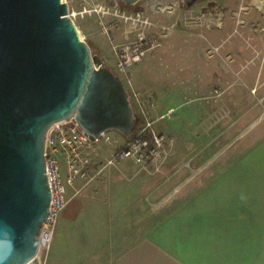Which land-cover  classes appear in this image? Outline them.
<instances>
[{"label":"rangeland","instance_id":"1","mask_svg":"<svg viewBox=\"0 0 264 264\" xmlns=\"http://www.w3.org/2000/svg\"><path fill=\"white\" fill-rule=\"evenodd\" d=\"M67 1L82 36L108 69L118 73V62L123 54L132 56L141 53V59L133 65L135 84L140 89H150L154 93V126L161 133L165 131L171 139V154L157 170L147 169L127 159L131 164L128 168L131 179L136 178L143 186L142 191H139L141 196L133 198L132 226L126 230V235L130 234L135 242L189 196L188 189H184L187 187L185 182L171 184L169 181L181 169L178 163L187 166L181 173L182 177H189L193 171L191 162L197 152L187 146L178 152L177 139L171 128L176 116L173 112L166 115L168 111L165 112V109L180 105L183 101L194 102V95L200 90L190 86L194 83L192 68L197 70L196 76H201V71L212 66L216 69L213 75L215 82V77L220 73L217 70L224 68L229 70V78H237L236 71L231 74L232 62L246 70L250 66L264 67V0H197L192 5H188L185 0H137L134 3L124 0ZM208 58H213L210 63L206 60ZM260 80L264 82V78ZM260 86L252 88L246 85L242 89L243 109L240 112L236 107L229 106L227 118L214 117L209 121L208 124L212 126L210 141L215 144L226 138L228 142L233 141L234 146L228 152L209 150L202 154L201 158L207 161L206 164L213 165L220 158H227V155L229 161L238 151H246L252 145L253 141L247 133L263 121L259 114L264 113V86ZM225 90L224 87L213 85L206 92L213 98H220ZM215 106L219 107V103H213ZM242 115L244 118H240ZM162 126H166V129ZM242 133L245 134L244 144L241 143L243 139L237 143ZM112 134L122 139L120 132L112 130ZM122 161L111 166H119ZM108 167L99 174L94 173L75 182V186L69 190L66 210L74 206V202L83 194L112 190L111 183L103 176L108 172ZM197 171L200 168L197 167ZM161 187L163 192L159 194L157 190ZM181 188L184 191L178 195L177 190ZM174 194H177L175 201ZM77 203L81 207H91L92 199H78ZM66 214V217L71 216ZM50 253L51 245H43L42 259L48 258ZM93 258L84 264H106Z\"/></svg>","mask_w":264,"mask_h":264},{"label":"crops","instance_id":"2","mask_svg":"<svg viewBox=\"0 0 264 264\" xmlns=\"http://www.w3.org/2000/svg\"><path fill=\"white\" fill-rule=\"evenodd\" d=\"M211 59L206 60L210 63ZM232 66L231 74L237 73L235 80L229 78V70L224 68L217 70L220 73L215 82L216 69L212 66L201 71V76H196L197 70L192 68L194 83L190 86L200 90L195 93L194 102L183 101L165 109V112L173 109L176 116L171 128L178 152L186 146L197 152L189 177H182L187 166L178 163L181 169L169 181L171 184L185 182L188 199L149 233L133 242L126 230L132 226L133 198L141 196L139 191L143 186L141 181L130 177L131 159L123 160L119 166H109L103 176L111 183L112 190L77 198H91V207H81L76 200L74 206L62 210L50 240L51 253L43 264H84L92 257L106 264H264V113L259 114L263 119L261 124L247 133L253 143L246 151H238L237 146L238 153L233 159L228 161L227 155L213 165L201 158L209 150L223 153L234 146V142L226 138L215 144L210 141L212 126L209 121L214 117L227 118L229 106L240 112L243 109L242 89L246 85L264 86L260 80L264 78V67L250 66L246 70L234 62ZM131 71L133 74V67ZM213 85L226 89L220 98H213L206 92ZM216 102L219 107H213ZM244 137L242 133L237 143L243 139L241 143L244 144ZM162 187L157 190L159 194L163 192ZM182 189L177 190L178 195L184 191ZM177 194L173 195L174 201ZM66 212L71 216L66 217Z\"/></svg>","mask_w":264,"mask_h":264},{"label":"water","instance_id":"3","mask_svg":"<svg viewBox=\"0 0 264 264\" xmlns=\"http://www.w3.org/2000/svg\"><path fill=\"white\" fill-rule=\"evenodd\" d=\"M70 10L67 0H0V264H43L49 127L73 119L95 140L106 130L130 136L137 125L124 80Z\"/></svg>","mask_w":264,"mask_h":264},{"label":"built area","instance_id":"4","mask_svg":"<svg viewBox=\"0 0 264 264\" xmlns=\"http://www.w3.org/2000/svg\"><path fill=\"white\" fill-rule=\"evenodd\" d=\"M70 14L73 17L71 10ZM140 59L139 52L132 56L123 54L115 73L124 80L137 116V125L130 136L122 134V141L112 130H106L93 140L73 119L57 121L48 129L45 156L52 196L43 230L50 235L49 244L60 214L69 202V190L78 179L99 174L126 159L157 170L171 154L170 137L154 126L155 95L150 89L138 88L133 78L132 67ZM171 112L173 109L166 115Z\"/></svg>","mask_w":264,"mask_h":264},{"label":"bare ground","instance_id":"5","mask_svg":"<svg viewBox=\"0 0 264 264\" xmlns=\"http://www.w3.org/2000/svg\"><path fill=\"white\" fill-rule=\"evenodd\" d=\"M83 35V34H82ZM46 235H47V237H48V239L50 238V235H48V233H46Z\"/></svg>","mask_w":264,"mask_h":264}]
</instances>
